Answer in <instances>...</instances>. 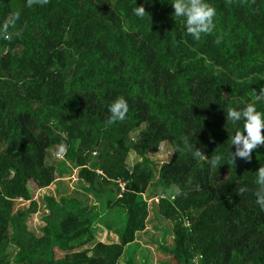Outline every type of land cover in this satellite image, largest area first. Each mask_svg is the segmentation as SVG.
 <instances>
[{
  "label": "trees",
  "instance_id": "1",
  "mask_svg": "<svg viewBox=\"0 0 264 264\" xmlns=\"http://www.w3.org/2000/svg\"><path fill=\"white\" fill-rule=\"evenodd\" d=\"M171 2L49 0L29 8L0 0V24L19 11L9 31L22 30L0 38V264H142L125 255L154 212L171 226L172 245L169 228L156 243L175 260L164 264H264V211L254 195L264 146L250 162L231 161L243 121L226 119L228 107H244L264 88V0H207L216 27L200 41L185 35ZM141 5L143 19L133 12ZM119 97L127 118L107 124ZM256 108L264 113V102ZM185 138L222 164L213 169L175 151ZM62 144L68 153L57 161L51 152ZM163 145L172 156L158 166L151 156ZM74 171L103 211L126 213L117 240L101 241L97 219L80 216L76 197L41 196L42 206L34 199L32 184L42 190ZM176 187L182 194L173 199ZM20 199L28 205L18 207Z\"/></svg>",
  "mask_w": 264,
  "mask_h": 264
},
{
  "label": "clouds",
  "instance_id": "2",
  "mask_svg": "<svg viewBox=\"0 0 264 264\" xmlns=\"http://www.w3.org/2000/svg\"><path fill=\"white\" fill-rule=\"evenodd\" d=\"M49 3V0H26L27 7L31 8L35 5L44 6ZM174 8V17L183 18L185 21V35L192 37L195 41H200L202 36L213 33L216 17V9L212 7L207 0H172ZM231 4L232 0H228ZM134 14L143 19L146 14L143 5L133 9ZM20 18V12L15 11L0 24V38L11 40L13 36H22V30L10 32V29H16L17 21ZM223 41V34L216 37L214 43L219 45ZM261 79H264L262 77ZM264 102V88H261L259 94L253 90V102L246 104L242 108L228 107L226 109V119L232 123L243 121V131H236L231 137V146H235V152L231 151V161L235 163L237 157L242 158L245 162H250L254 150L264 146V113L256 108V104ZM129 104L123 97L117 98L109 106L110 116L107 124L123 122L127 118ZM246 133V134H245ZM177 152H190L194 159L206 160L211 168L215 169L222 164L223 157L221 155H213L211 158L206 157L199 148L193 149V146L185 138L183 147L177 146ZM60 153H66V145L60 146ZM255 183L257 188L254 192L256 197L255 203L264 211V167L257 170ZM191 183V181H189ZM200 185L194 186V190L199 191ZM248 191L247 186H238L236 192L238 195ZM182 194L179 187L171 190L172 198ZM186 195V194H185Z\"/></svg>",
  "mask_w": 264,
  "mask_h": 264
},
{
  "label": "rangeland",
  "instance_id": "3",
  "mask_svg": "<svg viewBox=\"0 0 264 264\" xmlns=\"http://www.w3.org/2000/svg\"><path fill=\"white\" fill-rule=\"evenodd\" d=\"M52 156L54 159L62 160L67 155L66 153L61 154L60 149H54L52 150ZM172 156V150L168 145H163L160 149V151L157 154H154L151 156V158L158 164V166L161 165L162 162H167L171 159ZM52 159L50 163L54 162L55 160ZM73 176L71 178L68 177V175H65L68 177L69 181L65 182H57L55 185L51 186V188H45V189H38L35 184L31 185V191L34 196V199L37 200L40 205H43L42 200L40 199L43 195H54L56 193L55 187L57 189L60 188L63 192L62 194H65L66 196L76 197L81 200L85 199V204L82 206V210L79 209L80 216H93L98 208L97 200L87 191V189L84 187L85 185L77 181V172H72ZM61 185V186H60ZM55 191V192H54ZM84 192V195L82 196L81 193ZM111 195V194H110ZM109 195V196H110ZM109 196L106 197V199L103 201L104 209L107 205V200L109 199ZM88 198V199H86ZM151 203V202H150ZM28 205V202H19L18 207H26ZM151 209L155 208L152 206ZM102 210V209H101ZM82 211V212H81ZM154 212V211H153ZM41 214V212H39ZM156 215V213H153ZM153 214H151V221L148 224V233L147 234H139V238H137L136 242L131 244L126 251V258L129 257H135L136 260L139 261V263L145 264L148 262V264H161L164 261H169L171 263H175V260L172 256H168L165 253H163L161 250L157 248V244L163 243V238L165 239L164 235L167 234V228L170 229V233L166 235L167 243L170 246L173 242V238L171 235V226L170 223L166 220H163L162 218H158L156 220L153 219ZM38 215L34 216L33 219H31V225L37 226L38 225ZM127 217L126 213L119 208L115 209H109L105 212V218L102 220V223L111 224L114 228V231L116 232V236L119 237V233H122L125 225H126ZM169 231V230H168ZM155 236V237H154ZM157 243V244H156ZM146 244V245H145ZM158 256V257H157ZM156 259V261H155ZM158 259V261H157ZM144 261V263L142 262ZM158 262V263H157Z\"/></svg>",
  "mask_w": 264,
  "mask_h": 264
},
{
  "label": "crops",
  "instance_id": "4",
  "mask_svg": "<svg viewBox=\"0 0 264 264\" xmlns=\"http://www.w3.org/2000/svg\"><path fill=\"white\" fill-rule=\"evenodd\" d=\"M66 180H68V178H66ZM55 183H57V182H54L51 186L55 185ZM51 186L48 187V188H51ZM55 191H56V193H54V195H48L47 194V195H43V196H54V197H57L59 199L60 196L65 195V194H62V192H63L62 190L58 191V187H57V189L55 187ZM81 195L83 196L84 195V192H82ZM86 199H88V198H86ZM81 201L83 202L82 203L83 206H84L85 202H87V201H85V199H82V198H81ZM97 203H98V201H97ZM92 217L95 218V219H97V223L96 224L100 228V231H99V235L98 236H99V238L101 239L102 242L107 243V242H109V240H111V241L117 240L118 237L115 234L116 232L114 231L113 226L111 224L102 223V220L105 218V211L101 210L99 204H98V208H97L96 213ZM109 231H111V234L110 235H109ZM110 238H112V239H110ZM137 242H138V240H137ZM155 261H156V259H155ZM157 261H158V259H157ZM164 263H166V261H164L161 264H164Z\"/></svg>",
  "mask_w": 264,
  "mask_h": 264
},
{
  "label": "built area",
  "instance_id": "5",
  "mask_svg": "<svg viewBox=\"0 0 264 264\" xmlns=\"http://www.w3.org/2000/svg\"><path fill=\"white\" fill-rule=\"evenodd\" d=\"M99 173L101 174V172H99ZM120 187L122 188V191H124L125 184H124V183H122V182H120ZM19 201H20V202H24V200H23V199H20ZM186 225H187V226H189V222H186Z\"/></svg>",
  "mask_w": 264,
  "mask_h": 264
}]
</instances>
